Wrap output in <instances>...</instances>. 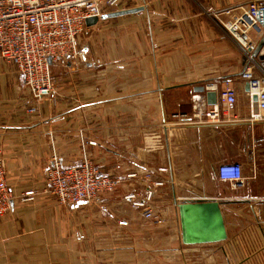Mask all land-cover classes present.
Returning a JSON list of instances; mask_svg holds the SVG:
<instances>
[{
    "label": "crops",
    "instance_id": "1",
    "mask_svg": "<svg viewBox=\"0 0 264 264\" xmlns=\"http://www.w3.org/2000/svg\"><path fill=\"white\" fill-rule=\"evenodd\" d=\"M249 1L122 0L113 11L141 9L91 25L88 67L55 72L41 101L0 57V148L13 193L0 264H264V133L240 77L253 63L207 12ZM227 86L232 104L218 95ZM208 92L219 115L197 118L192 95L209 110ZM53 151L64 165L85 153L118 185L98 203L62 205L47 190ZM233 162L243 179L220 181L217 166ZM27 190L33 199L21 200ZM147 191L160 224L123 198ZM199 199L219 202L226 239L182 242L177 204Z\"/></svg>",
    "mask_w": 264,
    "mask_h": 264
},
{
    "label": "built area",
    "instance_id": "2",
    "mask_svg": "<svg viewBox=\"0 0 264 264\" xmlns=\"http://www.w3.org/2000/svg\"><path fill=\"white\" fill-rule=\"evenodd\" d=\"M120 1L0 0V57L15 65L34 100L48 98L54 82L52 64L83 56L86 48L79 45V39L90 28L86 19H100L104 13L113 11ZM207 12L238 44L248 62L253 63L244 69L240 77L248 86L246 95L252 110L250 117L262 121L264 133V54L259 49L264 36V0H252L221 10L208 8ZM254 58L261 67L260 73L252 68L256 63ZM217 91L223 104L235 102L234 87L227 86ZM192 100L195 117L214 118L219 115L216 104L209 110L203 109L200 94L192 95ZM84 144L95 145L96 142L84 140ZM1 152L0 148V217L10 209L13 201ZM216 171L222 182L235 183L243 179L242 166L237 162L220 164ZM45 175L47 190L62 205L98 203L101 193L113 191L119 183L117 178L100 174L85 153L79 165H64L53 151ZM133 175L136 174H130ZM34 195V190H27L19 198L33 199ZM151 196L152 192L147 191L142 198H137L134 193L123 198L129 200L131 207L140 210L143 218L160 224L163 216L150 204ZM118 223L126 225L127 221L120 220Z\"/></svg>",
    "mask_w": 264,
    "mask_h": 264
},
{
    "label": "water",
    "instance_id": "3",
    "mask_svg": "<svg viewBox=\"0 0 264 264\" xmlns=\"http://www.w3.org/2000/svg\"><path fill=\"white\" fill-rule=\"evenodd\" d=\"M141 8H129L104 13L100 18L113 17L126 13H132ZM96 17L86 19V25L91 26L97 22ZM264 43V36L261 38L259 47ZM248 90V86H247ZM209 104L215 103V93H207ZM256 99V96L253 97ZM181 239L185 244L218 242L226 239V231L223 222L219 202L216 200H194L183 201L177 204Z\"/></svg>",
    "mask_w": 264,
    "mask_h": 264
},
{
    "label": "rangeland",
    "instance_id": "4",
    "mask_svg": "<svg viewBox=\"0 0 264 264\" xmlns=\"http://www.w3.org/2000/svg\"><path fill=\"white\" fill-rule=\"evenodd\" d=\"M89 29H91V28H89ZM89 29L79 39V45L82 47V45L84 44L86 47H88V52L91 50V37H90V35H91L90 31L91 30L89 31ZM88 54H90V52ZM84 55L81 57L72 58L70 60H61V61L55 63L52 66L53 76H55L54 74L57 71H60V72L71 71V72H73L74 70H77L79 68H87L89 60H91V58L88 55L87 59H85Z\"/></svg>",
    "mask_w": 264,
    "mask_h": 264
}]
</instances>
